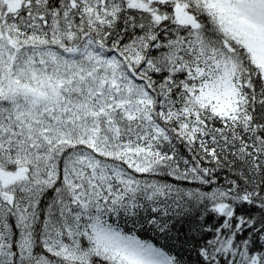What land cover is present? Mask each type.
Segmentation results:
<instances>
[{
	"label": "snow or ice",
	"instance_id": "snow-or-ice-1",
	"mask_svg": "<svg viewBox=\"0 0 264 264\" xmlns=\"http://www.w3.org/2000/svg\"><path fill=\"white\" fill-rule=\"evenodd\" d=\"M0 264H264V0H0Z\"/></svg>",
	"mask_w": 264,
	"mask_h": 264
}]
</instances>
